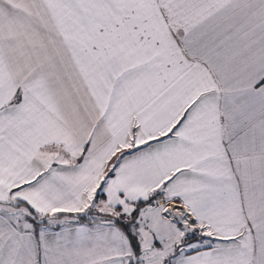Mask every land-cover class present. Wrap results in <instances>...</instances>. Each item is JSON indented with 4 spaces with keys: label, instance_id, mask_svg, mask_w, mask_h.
I'll return each instance as SVG.
<instances>
[{
    "label": "snow or ice",
    "instance_id": "obj_1",
    "mask_svg": "<svg viewBox=\"0 0 264 264\" xmlns=\"http://www.w3.org/2000/svg\"><path fill=\"white\" fill-rule=\"evenodd\" d=\"M0 264H264V0H0Z\"/></svg>",
    "mask_w": 264,
    "mask_h": 264
}]
</instances>
